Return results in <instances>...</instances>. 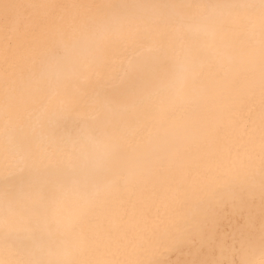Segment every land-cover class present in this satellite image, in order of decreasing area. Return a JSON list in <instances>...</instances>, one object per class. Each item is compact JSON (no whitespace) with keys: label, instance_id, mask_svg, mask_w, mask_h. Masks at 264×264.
<instances>
[{"label":"bare ground","instance_id":"1","mask_svg":"<svg viewBox=\"0 0 264 264\" xmlns=\"http://www.w3.org/2000/svg\"><path fill=\"white\" fill-rule=\"evenodd\" d=\"M0 264H264V0H0Z\"/></svg>","mask_w":264,"mask_h":264}]
</instances>
